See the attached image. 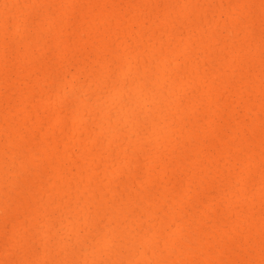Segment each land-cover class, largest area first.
Listing matches in <instances>:
<instances>
[{"label":"bare ground","instance_id":"bare-ground-1","mask_svg":"<svg viewBox=\"0 0 264 264\" xmlns=\"http://www.w3.org/2000/svg\"><path fill=\"white\" fill-rule=\"evenodd\" d=\"M261 0H0V264H261Z\"/></svg>","mask_w":264,"mask_h":264},{"label":"snow or ice","instance_id":"snow-or-ice-1","mask_svg":"<svg viewBox=\"0 0 264 264\" xmlns=\"http://www.w3.org/2000/svg\"><path fill=\"white\" fill-rule=\"evenodd\" d=\"M261 3L264 4V0H261ZM261 251L262 255H264V239L261 241ZM261 264H264V259H262Z\"/></svg>","mask_w":264,"mask_h":264}]
</instances>
